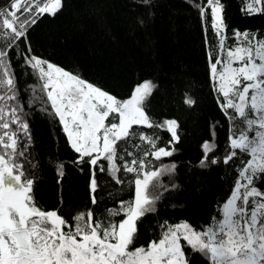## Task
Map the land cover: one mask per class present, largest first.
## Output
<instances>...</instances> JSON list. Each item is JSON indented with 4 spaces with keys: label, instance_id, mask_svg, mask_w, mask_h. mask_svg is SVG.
I'll list each match as a JSON object with an SVG mask.
<instances>
[{
    "label": "snow or ice",
    "instance_id": "snow-or-ice-1",
    "mask_svg": "<svg viewBox=\"0 0 264 264\" xmlns=\"http://www.w3.org/2000/svg\"><path fill=\"white\" fill-rule=\"evenodd\" d=\"M62 7L63 0H9L8 6L0 7V34L8 41L0 47V129L4 130L0 134V264H190L185 249L208 264H264V188L256 183H264V38L236 31L235 46L225 48L221 0H207L196 7L202 19L210 9L211 27L219 38L218 57L210 72L223 98L220 107L231 123V134L222 159L209 156L216 152V145L205 141L199 166L239 164V169L230 196L210 223L197 229L187 222H165L159 238L147 248L133 247L137 221L156 211L161 188L167 190L161 177L175 170L174 164L150 166L149 155L159 161L172 156L174 149L157 148L158 138L138 133L133 126L163 127L171 134V145L180 140L178 122L154 124L150 119L145 101L155 87L151 81L137 86L129 99L120 100L78 74L30 54L29 47L24 63L40 82V95L33 89L34 99L43 105L42 112L58 118L70 148L78 154L72 163H87L92 169L93 204L97 169L107 171L118 185L126 183L121 171L132 174L127 184L134 189L133 199L119 201L118 208L108 210V217H124L119 222L99 218L93 222V212L87 210L76 214L70 224L57 211H44L36 204L31 195L34 179L26 175L19 159L25 157L26 147L21 134L31 136L16 94L9 52L15 42L27 41L29 29L42 15L55 16ZM242 11L262 14L264 0H251ZM185 103L194 101L187 98ZM210 135L215 136L211 128ZM138 141L146 142L152 151L126 160L125 155L133 156L126 145L139 149ZM63 168L61 164L59 177L64 175Z\"/></svg>",
    "mask_w": 264,
    "mask_h": 264
},
{
    "label": "trees",
    "instance_id": "trees-1",
    "mask_svg": "<svg viewBox=\"0 0 264 264\" xmlns=\"http://www.w3.org/2000/svg\"><path fill=\"white\" fill-rule=\"evenodd\" d=\"M247 2L251 0H221L225 48L235 46L236 31L264 38V13L242 11ZM8 4L9 0H0V7ZM197 4L206 5L207 0H63L55 16L44 14L29 29L27 41L15 42L9 57L31 136L28 139L21 134L26 147L25 157L19 159L26 175L34 179L31 195L42 210H55L70 224L76 214L87 210L93 212V222L97 218L105 223L119 222L124 217H108V210L118 208L119 201L133 199L134 189L127 184L132 174L121 171L126 183L118 185L107 171L97 169L93 204L92 169L87 163H72L78 154L70 148L58 118L42 112L43 105L34 99L33 89L40 95V82L24 63L29 47L30 54L78 74L120 100L129 99L137 86L151 81L155 87L145 101L150 119L154 124L170 119L178 122L180 140L171 145V134L165 128L133 126L138 133L158 138L157 148L174 149L172 156L159 161L149 155L150 166L175 165L173 173L161 177L160 183L167 190L161 188L156 211L137 221L138 239L133 247H148L150 241L159 238L165 222H187L200 229L218 214L219 205L231 194L239 164L199 166L205 141L216 145L210 157L223 158L231 123L220 107L223 98L210 72L211 63L218 57L219 38L211 27L210 9L202 19ZM7 43L0 34V47ZM187 98L194 104L185 103ZM48 108L51 110L50 104ZM3 131L0 129V134ZM138 143L139 149L132 143L126 145L133 152L132 157L125 155L126 160L152 151L146 142ZM61 164L63 177L58 176ZM256 183L264 188L260 180ZM185 251L190 264H208L199 254Z\"/></svg>",
    "mask_w": 264,
    "mask_h": 264
},
{
    "label": "rangeland",
    "instance_id": "rangeland-1",
    "mask_svg": "<svg viewBox=\"0 0 264 264\" xmlns=\"http://www.w3.org/2000/svg\"><path fill=\"white\" fill-rule=\"evenodd\" d=\"M109 118H113L112 116H110ZM170 120H174V119H170ZM164 121H167V120H163L160 124H162ZM181 243H183V241H181ZM145 248H147V247H145Z\"/></svg>",
    "mask_w": 264,
    "mask_h": 264
}]
</instances>
